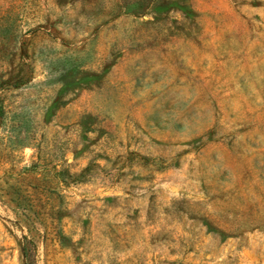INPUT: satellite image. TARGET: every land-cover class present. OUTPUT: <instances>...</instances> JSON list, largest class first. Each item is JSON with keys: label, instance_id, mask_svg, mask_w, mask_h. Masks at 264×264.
<instances>
[{"label": "rangeland", "instance_id": "obj_1", "mask_svg": "<svg viewBox=\"0 0 264 264\" xmlns=\"http://www.w3.org/2000/svg\"><path fill=\"white\" fill-rule=\"evenodd\" d=\"M0 264H264V0H0Z\"/></svg>", "mask_w": 264, "mask_h": 264}]
</instances>
